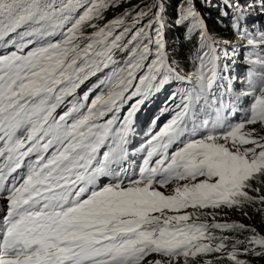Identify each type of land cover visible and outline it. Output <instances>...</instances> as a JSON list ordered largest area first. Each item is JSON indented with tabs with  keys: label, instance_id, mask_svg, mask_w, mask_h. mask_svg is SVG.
Instances as JSON below:
<instances>
[{
	"label": "snow or ice",
	"instance_id": "obj_1",
	"mask_svg": "<svg viewBox=\"0 0 264 264\" xmlns=\"http://www.w3.org/2000/svg\"><path fill=\"white\" fill-rule=\"evenodd\" d=\"M113 6L115 0H0V264H143L153 253L168 259L149 264H177L179 257L189 264L221 253L232 239L211 229L255 233L193 216L264 205L253 187L264 185V134L247 128L264 133V55L248 60L238 87L221 92L219 41L195 0H183L173 20L186 28L185 40L198 37L186 75L168 51L160 0L151 15L141 11L127 23L126 13L101 25ZM224 7L236 9L231 28L247 36L244 8L233 0ZM170 81L185 84L171 97L180 102L158 130L153 119L134 163L137 112ZM169 184V194L159 190ZM240 244L247 245L242 252ZM249 254L264 257V237L235 239L227 259L247 264L238 257Z\"/></svg>",
	"mask_w": 264,
	"mask_h": 264
},
{
	"label": "trees",
	"instance_id": "obj_2",
	"mask_svg": "<svg viewBox=\"0 0 264 264\" xmlns=\"http://www.w3.org/2000/svg\"><path fill=\"white\" fill-rule=\"evenodd\" d=\"M252 0H233V3L238 4L248 9L246 4ZM165 8V18L167 24L165 27V40L167 42V48L170 53L173 54L172 58L180 65L182 69L181 73L187 74L193 70V56L196 47L198 46V37H194L191 40L184 39L185 27L177 28L173 20L177 15L178 6L183 0H160ZM254 0L251 2L253 3ZM157 3V0H115V6L108 8L104 12L103 20L99 21L101 25L111 21L117 17H123L125 14H129L126 17V22L131 23L133 17L138 12H149V8ZM197 11L201 14L209 32L217 37L219 44L217 49L220 51V60L228 62V56H234V48L236 47L234 41L236 40L235 30L231 28V18L233 13L236 11L235 8H225V0H195ZM155 11V9H153ZM151 15V12H149ZM148 16L144 17L143 23H147ZM139 27V26H138ZM88 33L91 29L86 30ZM218 32V33H217ZM230 33V34H229ZM224 42V43H223ZM224 66V65H222ZM253 187H260L261 191L259 195H264V185H256ZM257 195L256 193H251ZM264 209V205L254 204L249 206L248 204L242 207H224L218 209H204L200 210V217L195 220H201L202 214H210L211 221L209 224L220 223V224H243L247 228L255 229V233L248 231L239 230H220L211 229L212 234L216 236H227L232 239L226 241L227 247L221 253H209L198 255L195 260L189 259V264H204L205 260H211L213 264H232L227 259V253L232 250V244L235 239L246 240L253 234L264 237V234L260 232L261 224L264 221V210L257 212L255 209ZM245 213H247L245 215ZM203 221V220H201ZM200 221V222H201ZM206 242V241H205ZM219 241H213L212 243H218ZM246 244L237 245V250L241 251L246 247ZM257 250H259L258 246ZM223 256V259H217V257ZM239 259L248 261V259H256L253 255H240Z\"/></svg>",
	"mask_w": 264,
	"mask_h": 264
},
{
	"label": "rangeland",
	"instance_id": "obj_3",
	"mask_svg": "<svg viewBox=\"0 0 264 264\" xmlns=\"http://www.w3.org/2000/svg\"><path fill=\"white\" fill-rule=\"evenodd\" d=\"M261 20L264 21L263 18H261ZM138 26H139V25H138ZM217 51H219V50H217ZM228 75H229V74H228ZM159 103H160V101L157 100L156 108L158 107ZM256 129H257V134H258V135L264 134V133H261V132H260V127H256ZM181 183H182V182H181ZM174 186H175L174 184H169V185L167 186V189H165V188H163V189H165V191H166L165 193H166V194H169V193L171 192V189H172ZM187 211L191 213V212H193L194 210L191 209V208H189V209H187ZM200 213H201L200 210L197 211V212L195 213V215L193 216V219L195 220V219H197V217H200ZM202 215H203V216H201V217H202L201 220L206 221V222L209 224V222H211V221H209V220L212 218L211 215H210V214H205V213H203ZM196 221H200V220H196ZM260 232H261L262 234H264V221H263V223L261 224ZM157 258H158V260H162L161 257H157ZM181 264H182V263H181ZM247 264H264V257H257L256 259H248Z\"/></svg>",
	"mask_w": 264,
	"mask_h": 264
},
{
	"label": "bare ground",
	"instance_id": "obj_4",
	"mask_svg": "<svg viewBox=\"0 0 264 264\" xmlns=\"http://www.w3.org/2000/svg\"><path fill=\"white\" fill-rule=\"evenodd\" d=\"M218 33V32H217ZM230 34V33H229ZM224 43V42H223Z\"/></svg>",
	"mask_w": 264,
	"mask_h": 264
}]
</instances>
